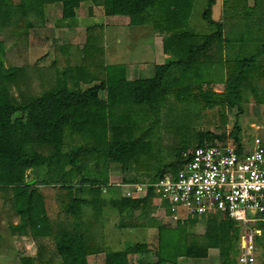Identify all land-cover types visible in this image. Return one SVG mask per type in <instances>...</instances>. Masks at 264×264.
<instances>
[{
    "label": "trees",
    "instance_id": "obj_1",
    "mask_svg": "<svg viewBox=\"0 0 264 264\" xmlns=\"http://www.w3.org/2000/svg\"><path fill=\"white\" fill-rule=\"evenodd\" d=\"M195 1L0 0V34L9 35L17 58L28 50V33L43 26L45 5H58L61 19L67 20L76 16L83 3L90 5L89 17L91 7H99L104 17H125L130 26L152 24L162 34V53L171 56L153 67L150 78L127 80L123 65H104L102 24L85 28L80 48L54 45L52 62L45 67H29L26 62L13 65L6 54V41L0 39V68L4 67V86L0 88V197L8 217H17L16 226L8 221L12 235L23 230L28 237L52 240L48 256L46 246L39 244L35 255L21 257L20 264H86V257L98 254L103 255V264H175L178 258L204 259L210 249L216 250L219 264H235V221L225 216L203 218L202 233L190 230L199 219L194 216L160 225L148 219L152 202H156L150 192L143 198L129 199L119 196L115 189L107 190L119 196L109 200V207L116 209L120 229H155V261H128V256L147 251L144 244L106 251L96 221L104 205L100 188L109 176V163L119 164L126 171L131 161L133 170L147 178L131 183L157 181L173 171L181 152L191 146L188 126L162 124L161 129L173 138V143L165 146L173 160L154 168L140 164L137 159L153 150L147 141L149 133L138 134L134 117L148 115L152 125L157 124L161 110L174 108L175 100L181 97L187 100L191 89L209 109L227 106L239 110L244 92L251 94L256 104L264 103V0H252L249 7L245 0H223L219 23L210 18L215 1L206 0L201 20L212 29L204 35L185 30ZM252 16L251 23L247 19ZM243 28L248 29L246 36L234 35ZM222 38L226 49L234 42L229 48L239 51L237 56L222 61ZM240 47H244L242 54ZM206 63L224 69L222 93L200 89L203 82L192 81L188 88L179 86L184 73L200 78L199 67ZM216 131L194 133L193 148L225 145L231 139L235 150L241 151L237 126L229 134L222 127ZM50 190L52 195H48ZM257 227L264 231V223Z\"/></svg>",
    "mask_w": 264,
    "mask_h": 264
},
{
    "label": "rangeland",
    "instance_id": "obj_2",
    "mask_svg": "<svg viewBox=\"0 0 264 264\" xmlns=\"http://www.w3.org/2000/svg\"><path fill=\"white\" fill-rule=\"evenodd\" d=\"M11 1L15 2L17 0ZM245 1L247 7L251 6L252 0ZM205 2L206 0H196L194 2L191 15L186 21L185 30L188 33L195 35H204L210 33L212 27L210 28L201 20V14L203 12ZM222 2L223 0H221L220 3L219 0H216L217 5L211 8L210 18L213 22H220V7ZM88 6L89 5L86 3L81 4L76 10V16L73 19L63 20L61 19L60 7L58 5H45L43 7V26L28 33V50L26 51L24 57L17 58L15 56L14 49L12 48V40L10 39L9 35L0 34V39L6 41V54L11 63L16 66H20L25 62L29 67L48 66L52 62V47L54 45H70L80 48L84 41L85 28L94 24H102L104 26L101 32L103 35L102 44L107 47V50L112 49L113 51H116V56H119L113 58L110 61L107 50L104 48L103 54L105 53V63L110 64L117 63V61H128L129 64H139L141 62L148 61L150 62V65H156L171 59L170 54L166 53L164 55L161 53L158 47H156L158 45L153 42L155 36H157L155 38L156 41L159 37H161V33H159L158 29H155L152 24L144 26H128L127 24L123 25L124 23L119 19H105L101 13V9L95 7L93 9L91 7V16L89 17L87 16ZM228 15L229 14L227 13V20H229ZM113 20H115V22ZM247 20L251 21L252 23L253 16ZM229 29L230 28H227V30ZM230 30L233 32L232 28ZM234 30L237 29L235 28ZM240 33L243 34V36H246L248 34V29L243 28L240 29L239 32L234 31L235 36ZM224 39L225 38L221 39L222 46L225 45ZM148 45H150V47L145 49L144 47ZM233 45L234 42L227 44L228 49H226V45L224 46L221 52L222 58L224 60H226V58H230L229 56L233 55L235 57L239 54V51L236 53L235 50L229 48ZM248 46L251 47L250 44H248ZM245 47L246 48L240 47V50L242 49L240 54L244 52L243 48L247 51V46L245 45ZM143 50L149 51H147L148 56ZM145 57H148V59ZM23 59L25 60L24 62ZM152 68L153 67L151 66L147 70L146 74L148 75H144L143 77H150L152 74ZM199 68L200 78L196 77L192 79L191 72L188 74L184 73L179 81V86L182 85V88H185V86L188 88L192 81L193 83L198 84L203 82L200 86V89L211 90L215 93H222L224 69L220 68L218 65L214 66L211 63H206L205 66L200 65ZM3 70L4 67L0 68V88H3L4 86ZM191 90H189L191 96L187 100L184 98L182 99L181 97V99L175 100L176 102L174 108H171L170 110L168 108L162 109L161 113L159 114L160 119L157 124L155 123L152 125V117L149 118L148 115L143 118L134 117L137 121L136 129L138 134H145L146 132L149 133V138H147V141H151L148 142H150V148L153 150L147 157L137 159L140 164H149L152 165L150 168H154L155 166L153 165L155 164L161 165L169 163L171 160H173L170 156V153L165 150V146L173 143V138L170 134H167V132H164V130L161 129L162 124H168L169 126H174L175 128H180L182 125L189 127V130L187 131V139L189 141V145L191 146H188L187 150H191L195 145L194 133L197 131L215 134L217 133L216 129L222 127L224 132L229 134L235 128V126H237L240 131L238 134L241 142L240 150H250L254 139H259L264 145V103L260 105L256 104L251 94L244 92V94H242L243 102H241L238 106L239 110H235L233 108L230 109L227 106H224L223 108L214 106L209 109L204 105L205 101L195 97L196 91L193 93V90ZM171 99L172 96H169L168 100ZM222 115H224V120H221ZM227 144L234 146L232 145L234 143L231 139L228 140ZM158 148H160L161 151L156 150ZM149 174H153V171H149ZM108 175L111 183L116 184H119L122 179L127 180L126 183L129 184H131L130 181L133 179H137L139 181L147 180V178L144 177L145 175L136 173L133 170L131 161H128V170L126 171H124L119 164L109 163ZM30 178L31 177H28L26 180L28 181ZM126 188L128 189L129 187ZM126 188L116 189L118 193L112 191L107 193V191H105V193H102L103 198L108 200L109 205L110 199L117 200L119 196L124 197V193L127 190ZM114 193L119 194V196L115 197ZM140 196L142 195L140 194ZM156 204V202H152L151 207H153V209L150 212L148 219H151L160 225H171L168 222L169 220L163 217L162 212L159 210ZM99 215L100 218H97L96 221H98L99 226H101V233H103L102 242L106 251L115 252L123 250L124 248L134 244H144L147 248V251L141 254L128 256V261L133 263L141 260L150 262L155 261L154 254L156 251V231L154 228L145 227L136 229H120L118 227L119 219L116 214V209L111 207H109L108 211L100 209ZM51 218L53 219L54 215ZM204 227L205 219L200 217L199 219H196V223L190 228V230L195 233H202ZM97 230L99 231V229ZM97 230L95 232H98ZM1 236L2 235H0V237ZM48 244L52 245V240H50ZM54 247L55 246H52L51 249L53 250ZM48 253H50V251L47 252L46 249L47 256ZM94 259H96V261ZM87 262L89 264H103V255L100 254L99 256H94L92 259H90V261ZM189 262L190 261H187V259L182 258L175 260V264H191Z\"/></svg>",
    "mask_w": 264,
    "mask_h": 264
},
{
    "label": "built area",
    "instance_id": "obj_3",
    "mask_svg": "<svg viewBox=\"0 0 264 264\" xmlns=\"http://www.w3.org/2000/svg\"><path fill=\"white\" fill-rule=\"evenodd\" d=\"M179 160L157 181L116 184L107 176L100 192L129 187V199L150 192L170 222L225 216L238 228L236 264H254L257 224L264 223V145L254 139L248 151L227 143L196 147L181 152Z\"/></svg>",
    "mask_w": 264,
    "mask_h": 264
},
{
    "label": "crops",
    "instance_id": "obj_4",
    "mask_svg": "<svg viewBox=\"0 0 264 264\" xmlns=\"http://www.w3.org/2000/svg\"><path fill=\"white\" fill-rule=\"evenodd\" d=\"M215 3L213 6L217 5L216 0H214ZM221 0H219L220 3ZM252 3V1H251ZM89 5V4H88ZM90 7V5L88 6ZM94 7H92L93 9ZM95 8H99V7H95ZM101 9V8H100ZM102 13V11H101ZM104 17V16H103ZM105 19H119L121 22H123V25H128V20L125 17H105ZM115 22V20H113ZM116 25V24H115ZM130 26V25H128ZM103 37V35H102ZM157 36L154 37L153 42L156 43V47H158V49L161 51V38H162V34L161 37L158 38V40L156 41ZM159 42V44H158ZM117 43V42H116ZM150 44V42H149ZM152 44V42H151ZM150 47V45L145 46L144 48H148ZM107 50V47L103 45V49ZM112 49L107 50L108 53V57L110 59V61L117 57L116 56V51H111ZM111 51V52H110ZM144 53L148 50H143ZM110 52V53H109ZM149 52V51H148ZM162 53V51H161ZM104 56L105 53L103 54V61H104ZM119 57V56H118ZM146 59H148V57H145ZM222 61L224 60L221 57ZM113 62V61H112ZM121 64L124 66L125 69V77L127 80H140V79H147L150 78L153 74V68H152V74L150 77H143L144 75H148L147 70L152 66L154 67V65H150V62L146 61V62H141L139 64H129L128 61H117V63H105L104 65H118ZM162 64V63H160ZM160 64H156V65H160ZM41 67V66H38ZM223 78H224V74H223ZM262 143V142H261ZM49 194L48 195H52L53 192L50 190L48 191ZM103 206L100 209H104L105 211L109 210V205L107 200L103 199ZM105 206V207H104ZM105 219V218H102ZM11 221L13 226H16L17 223V217H8V213L6 208L3 207L2 204V198L0 197V235H2L0 237V264H20L19 259L23 256H31L33 257L35 255V253L38 250V245L42 244L44 246H46L47 252H49V241L47 238L45 239H39V238H33V237H28V235L26 233H19L16 235H12L10 232V228H9V223L8 221ZM102 230V229H101ZM2 233V234H1ZM103 236V233H102ZM254 244H255V263L254 264H264V231L262 232L260 230V235L256 236L254 239ZM94 256H99L98 255H91L86 257V264H89L87 261H90V259H92V257ZM45 258V257H44ZM89 258V260H88ZM96 261V259H94ZM187 261H190L189 263L191 264H219L218 262V256H217V252L216 250L210 249L207 251V256L204 259H187ZM10 262V263H9ZM95 264V263H94ZM236 264V262H235Z\"/></svg>",
    "mask_w": 264,
    "mask_h": 264
}]
</instances>
